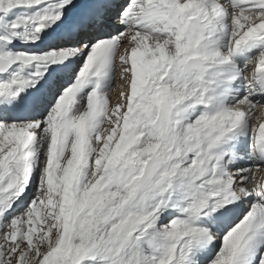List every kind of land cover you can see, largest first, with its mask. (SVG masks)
<instances>
[{
    "label": "snow or ice",
    "instance_id": "snow-or-ice-1",
    "mask_svg": "<svg viewBox=\"0 0 264 264\" xmlns=\"http://www.w3.org/2000/svg\"><path fill=\"white\" fill-rule=\"evenodd\" d=\"M0 264H264V0H0Z\"/></svg>",
    "mask_w": 264,
    "mask_h": 264
}]
</instances>
